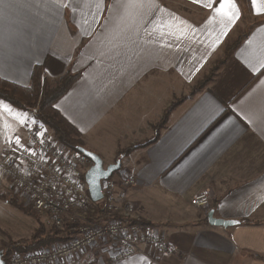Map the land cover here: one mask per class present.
Masks as SVG:
<instances>
[{"label": "crops", "instance_id": "0c3cea01", "mask_svg": "<svg viewBox=\"0 0 264 264\" xmlns=\"http://www.w3.org/2000/svg\"><path fill=\"white\" fill-rule=\"evenodd\" d=\"M223 2L0 0V78L77 74L56 109L134 177L126 201L173 249L114 264H264V0H230L231 20ZM29 115L0 100V150L28 143ZM201 193L208 205L191 206ZM56 264L112 263L96 245Z\"/></svg>", "mask_w": 264, "mask_h": 264}, {"label": "built area", "instance_id": "2783aa9c", "mask_svg": "<svg viewBox=\"0 0 264 264\" xmlns=\"http://www.w3.org/2000/svg\"><path fill=\"white\" fill-rule=\"evenodd\" d=\"M38 128L30 133L25 145L13 141L3 144L0 173L27 196L34 211L48 215L56 228L67 221L69 238L48 247L15 253L10 264H56L96 245L103 247L112 264L131 258L138 245L160 253L172 252L160 235L138 223L135 209L125 203L124 190L135 185L132 175L121 173L118 184L109 179L101 181L102 199L93 203L82 180L91 167L87 158L63 151ZM208 202V196L201 193L190 200V205L203 208ZM92 205H97V213L87 219L85 213Z\"/></svg>", "mask_w": 264, "mask_h": 264}, {"label": "trees", "instance_id": "16d2710c", "mask_svg": "<svg viewBox=\"0 0 264 264\" xmlns=\"http://www.w3.org/2000/svg\"><path fill=\"white\" fill-rule=\"evenodd\" d=\"M76 78L77 74L66 73L57 79L53 85H49L43 68L36 65L31 71L30 82L26 86L0 78V100L16 110L31 113L38 126L47 127L62 148L80 153V149H86L81 134L62 117L55 107L57 100L70 88ZM146 144H149V141L121 151L117 160ZM87 160L90 161L88 158ZM118 173L116 171L112 175ZM82 179H85V175L82 176ZM138 223L144 226L143 222L138 221ZM68 238V228L60 230L53 226L48 229L45 227L35 229L29 241L16 244L12 249L5 251L2 261L4 264H8L9 251H33L41 247L51 246L54 243L65 242Z\"/></svg>", "mask_w": 264, "mask_h": 264}, {"label": "rangeland", "instance_id": "374dc122", "mask_svg": "<svg viewBox=\"0 0 264 264\" xmlns=\"http://www.w3.org/2000/svg\"><path fill=\"white\" fill-rule=\"evenodd\" d=\"M47 82L49 85H53L55 83V79L53 78V76L50 75L47 77ZM29 114L30 115L28 118H29L30 128L28 129V133H29L28 140H29L30 133H33V131L35 132L36 127L37 128L39 127L37 121L33 119L32 114L31 113ZM165 115L166 114L164 113V115L159 120V122L153 127L155 136L158 133L159 129L164 124ZM38 129H40V131L43 134H46L47 136H49L53 141H56V139L53 136V133L47 127H39ZM82 142L85 146V143L83 140ZM147 142H148L147 140L139 141V142L134 143L135 145H130L129 147L125 149H128L136 145H141ZM57 145L63 151L73 153L72 151L62 148L58 143ZM140 147H143V146H139L138 148ZM125 149H121L118 152V154H120V152ZM88 164H90L91 166L90 161H88ZM103 164L104 166H107L105 165V163ZM122 170H123V167L120 166L117 172H121ZM126 175H127V172H126ZM116 176L117 174L112 175L109 181L111 183H116V180L117 179L119 180V176L117 177ZM83 181L85 182V179ZM127 190L128 189L124 191L127 192ZM125 203H128L126 201V197H125ZM91 210H94V211H91ZM95 212L97 213V205L95 206L92 205L89 208V210L85 213V217L89 219L95 215ZM53 226L54 225L52 224L49 216L46 214H41V213H37L36 211H34L32 208L31 202L27 198V196L22 194L21 191H18L13 185V182H11V180L7 176L0 173V251L2 250V253H5V251L12 249L16 244L29 241L35 229H41L43 227L48 229ZM62 228H68L67 221H65L63 226L58 229L62 230ZM15 253H24V252H13V250L9 251L8 264H10L11 256H13Z\"/></svg>", "mask_w": 264, "mask_h": 264}, {"label": "water", "instance_id": "95a60500", "mask_svg": "<svg viewBox=\"0 0 264 264\" xmlns=\"http://www.w3.org/2000/svg\"><path fill=\"white\" fill-rule=\"evenodd\" d=\"M80 153L91 162V167L85 173V183L87 185L91 201L93 203H97L102 199L101 181L109 179L115 171H118L121 166L120 162L117 161L114 164L104 166L102 159L97 154L86 149H80ZM207 222L211 226L223 228L231 227L237 224V222L233 220L215 218L212 211L207 213ZM2 256L3 253L0 251V264H4Z\"/></svg>", "mask_w": 264, "mask_h": 264}, {"label": "snow or ice", "instance_id": "6c2138e0", "mask_svg": "<svg viewBox=\"0 0 264 264\" xmlns=\"http://www.w3.org/2000/svg\"><path fill=\"white\" fill-rule=\"evenodd\" d=\"M211 6V5H209ZM234 5L231 4L230 0H224L223 3L220 4V7L216 9L218 14L226 15L231 20L233 18L232 14H230L227 9H232L234 11Z\"/></svg>", "mask_w": 264, "mask_h": 264}]
</instances>
